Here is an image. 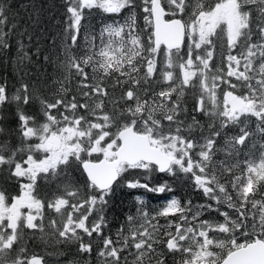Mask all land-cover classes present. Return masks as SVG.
<instances>
[{"label":"snow or ice","instance_id":"obj_1","mask_svg":"<svg viewBox=\"0 0 264 264\" xmlns=\"http://www.w3.org/2000/svg\"><path fill=\"white\" fill-rule=\"evenodd\" d=\"M62 6L43 55L56 75L42 82L27 71L39 43L30 54L29 26L0 0L5 62L16 43V83L0 75V182L19 186L14 196L0 186V264H47L25 229L62 245L65 264H264V0ZM21 7L35 27L37 6ZM93 9L125 15L96 33ZM77 166L82 183L70 178ZM179 181L204 202L178 196ZM41 182L55 190L41 195ZM125 189L135 211L113 233L112 197ZM140 190L170 197L150 209Z\"/></svg>","mask_w":264,"mask_h":264},{"label":"trees","instance_id":"obj_2","mask_svg":"<svg viewBox=\"0 0 264 264\" xmlns=\"http://www.w3.org/2000/svg\"><path fill=\"white\" fill-rule=\"evenodd\" d=\"M216 3V0H205L207 5H211V3ZM7 3L11 4L14 12L18 13V20L22 25H28L29 31L33 34L32 46L29 49L30 54L35 52L36 44L39 43V47L41 50V55L32 56L33 63L28 65L27 71L32 75L35 79L37 76L41 78V81L44 80L51 81L52 77L56 75L54 67L52 64L46 63L43 59L44 54H52L50 50V45L54 37L59 39L57 35L62 28V24L58 22H62L64 19L63 13L64 8L62 6V0H7ZM35 4L37 6V10L39 11L38 23L35 27H32V21L28 19V13L32 12L31 7L22 8L21 5H31ZM87 12V10H86ZM125 12L122 11L120 14H108L104 13L100 9H93L91 15L88 16L86 20V24L90 26V30L96 33H99L100 29L105 24H111L113 21H121ZM33 20H36L37 17L33 14ZM138 24L142 28L144 25V21L142 15L138 16ZM219 31V29L217 30ZM226 39V37H225ZM25 42L27 43V38H25ZM84 40H80V44L84 45ZM75 51V50H74ZM16 53V43L15 40L12 41V47L9 50L7 62H5L4 57H0V75L7 76L9 82L12 84L16 83V77L14 75V63L13 57ZM86 71L91 72L90 68H86ZM74 83V81H73ZM221 87H226L222 85ZM52 89H45V94H51ZM117 94H119L117 92ZM219 94V93H218ZM72 95V92H69V96ZM185 98L189 102V106L191 105V96L190 90H186ZM222 99V96H221ZM252 127H255L253 124ZM235 131V129L233 130ZM222 142V141H221ZM83 156V154H82ZM98 157H92L91 160H98ZM70 178L77 182L82 183L86 178L84 173L82 172L79 166L74 167L70 172ZM165 177L157 176L156 181L162 182V179ZM0 186H3L7 189V191L11 195L19 194V186L15 182H9L7 184H3L0 182ZM174 187L178 188L177 195L181 197H190L194 203H203L204 200L200 192L193 190L189 183L179 181L174 184ZM55 190V184L48 185L41 182L40 193L44 195L46 193H50ZM136 194L146 195L148 200V207L150 209L156 208L158 205H161L165 202L166 199L170 197V194H155V193H143V190H140ZM131 194L128 190H118L116 194L112 197V207L109 211V216L112 217V223L110 225L113 233L115 229L119 227L124 222V213L129 210L131 206L132 211H135V205L131 204ZM47 212V210H46ZM50 215H55L54 212L47 213ZM213 216V215H212ZM209 217L213 220H218L219 216L214 215V217ZM164 218H160V223H164ZM26 232V245L29 253H35L38 256L42 257L47 264H65V260L67 259L66 255H61V253H65L67 250L62 245H57L53 243L50 238H41V234L37 233L33 236L32 230L25 229ZM71 251H75L73 247Z\"/></svg>","mask_w":264,"mask_h":264},{"label":"rangeland","instance_id":"obj_3","mask_svg":"<svg viewBox=\"0 0 264 264\" xmlns=\"http://www.w3.org/2000/svg\"><path fill=\"white\" fill-rule=\"evenodd\" d=\"M214 4H215V3L212 2V3H211V6H214ZM83 156H84L85 159H91L92 157H98L99 159H100V158H103L102 155H97V154H93V156H91V157H87V156H85L84 154H83ZM99 159H98V160H99ZM200 194H201V193H200ZM21 211L26 213L28 210H27V209H22ZM212 215H213L212 217H214V215H217V216H218V214H215V213L212 214ZM218 221L222 222V221H223V217H220V216H219ZM217 235L219 236V238H223V234H217ZM243 240H244V238L241 237V238L238 240V242H243ZM213 250H214V251H217V252H220L221 255H224L223 251L220 250V249H218V248H214Z\"/></svg>","mask_w":264,"mask_h":264},{"label":"water","instance_id":"obj_4","mask_svg":"<svg viewBox=\"0 0 264 264\" xmlns=\"http://www.w3.org/2000/svg\"><path fill=\"white\" fill-rule=\"evenodd\" d=\"M102 159V158H101ZM97 161V160H96ZM81 170H82V168H81ZM83 172V171H82ZM84 175H85V177H86V174L84 173Z\"/></svg>","mask_w":264,"mask_h":264}]
</instances>
